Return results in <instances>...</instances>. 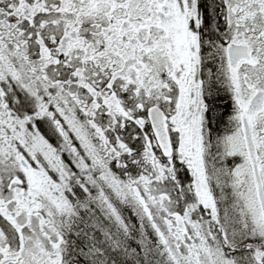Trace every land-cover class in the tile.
Returning a JSON list of instances; mask_svg holds the SVG:
<instances>
[{
    "label": "snow or ice",
    "instance_id": "snow-or-ice-1",
    "mask_svg": "<svg viewBox=\"0 0 264 264\" xmlns=\"http://www.w3.org/2000/svg\"><path fill=\"white\" fill-rule=\"evenodd\" d=\"M0 264H264V0H0Z\"/></svg>",
    "mask_w": 264,
    "mask_h": 264
}]
</instances>
